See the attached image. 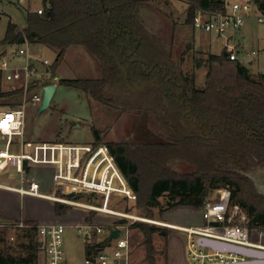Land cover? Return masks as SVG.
I'll return each instance as SVG.
<instances>
[{
    "label": "trees",
    "instance_id": "obj_1",
    "mask_svg": "<svg viewBox=\"0 0 264 264\" xmlns=\"http://www.w3.org/2000/svg\"><path fill=\"white\" fill-rule=\"evenodd\" d=\"M186 1V23L190 25L198 9L223 11L226 6L225 0ZM253 1L264 12V0ZM146 3L43 0L44 13L26 10L23 27L9 20L1 43L21 44L27 38L32 44L55 48L54 76L68 49L82 46L96 58L102 75L61 82L83 90L107 109L147 111L149 130L163 141L106 143L127 181L128 194L136 193L144 214L153 216L161 197L167 198L168 208H201L211 189L227 186L232 190L231 203H240L249 214L250 227L264 233V194L249 176L264 166V81L253 79L246 65L234 61L233 74L220 79L209 74L207 86L197 88L182 71L173 43H166L144 24L141 10ZM210 59L227 61L224 55L216 54ZM94 133L93 144H101L100 131L94 129ZM178 161L193 165L195 171L178 173L173 167ZM69 207L57 202L55 210L62 214ZM94 214L87 219L92 221ZM132 227L144 234L147 260L156 264L153 235L160 232L167 237L170 230L139 221ZM17 231L24 240L15 239ZM0 241L4 243L0 264H39L41 247L35 228L0 229ZM85 248L87 257L90 250L88 245ZM15 251L27 255L16 257Z\"/></svg>",
    "mask_w": 264,
    "mask_h": 264
},
{
    "label": "rangeland",
    "instance_id": "obj_2",
    "mask_svg": "<svg viewBox=\"0 0 264 264\" xmlns=\"http://www.w3.org/2000/svg\"><path fill=\"white\" fill-rule=\"evenodd\" d=\"M241 1L244 0H227L226 2L234 3ZM42 2L43 0L24 2H21V0H0V51L4 49L1 40L5 35L9 20H13L23 27L26 22L25 12L27 8L29 6L35 8L42 4ZM146 2L145 9L154 10L156 22H158L153 27V31L149 30L153 34L162 37L166 43H173L174 51L179 57L182 71L190 79L194 80V85L197 88L202 89L207 86L209 74L215 79H220L234 73V60L212 61L210 59L211 54L223 55L224 37L206 35L199 30L194 35V26L186 23L184 11L189 6L188 2L185 0H146ZM259 14V10H254L251 16L246 19L241 29L235 33L234 42L237 45L239 44L238 50L240 56L244 51L253 49L258 51L256 55L244 59V63L242 64L248 67L249 74L253 79L264 81V22L258 20ZM146 22L149 24L147 19ZM194 42L200 45L198 49L195 47ZM7 48L9 53L15 52L18 44L8 45ZM31 49L35 54H42L44 57L49 58L53 61L52 64H54L57 56L55 48L38 43L33 44ZM250 59L253 60L252 63H250ZM23 62V57L15 59V63ZM55 74V76L59 77V82L50 107L41 114L37 113V107L29 106L27 108L26 138L39 141H64L72 143L92 142L93 144L97 137L94 129H98L102 138L101 144L103 145L112 141L132 144L163 141L160 135L152 133L149 130V114L147 111L124 112L118 109H107L83 90L61 82V79L98 78L102 75V68L98 61L84 47L71 46ZM15 100L16 98L7 96L3 97L0 102L11 104L15 103ZM173 167L180 174H188L195 171L193 165L184 161L174 163ZM53 172L54 169L50 166H34L26 170L24 178L28 184L32 181L38 182L39 190L47 193H56L60 197L67 198L69 193L77 191L78 197L76 199L93 205L103 204L105 195L97 189L85 186L54 187L52 181ZM11 173L13 174L11 178L1 179V181L3 183L21 185L22 178L17 174L15 168H12ZM87 180L92 186L98 183L96 177L93 180ZM57 191L60 193H57ZM213 191L214 189H211L210 194ZM134 194L136 195L135 192ZM160 200L161 205L154 210L153 216H147L138 207L137 195L136 199L133 200L128 194H112L109 207L120 212L136 214L143 218L158 221L138 220L139 222L167 227L170 230L167 237H163L160 232H156L153 235V245L157 251L155 254L156 264H169L170 255L171 264H192L187 252L186 233L167 224L186 226L203 223V207L178 205L168 208L167 198L161 197ZM48 202V199L39 196H23V198L19 199L18 204L12 201L10 203H0V212L4 216L8 214H16L18 216L30 214L38 216L41 219L47 218L53 213L51 207L48 206ZM53 202L56 205L57 202ZM92 212H95L93 220L97 223L109 224L118 219L117 216L73 205H70L65 213L56 214L58 216H65V218L59 219L65 220L66 217H76L78 218L76 219L77 221L81 220V217L82 219L87 218ZM76 213H79V215ZM86 220L88 221V219ZM75 225L76 223L67 225L64 233L66 258L70 264H86L85 242L83 237L79 236ZM260 233L262 232H260L259 228H252L253 238L264 243V234L260 236ZM17 238L24 240L21 231L16 232L15 239ZM176 240L177 243L175 245ZM3 246L4 243L0 241V248ZM130 251L132 264H149L144 234L137 227H131ZM13 254L16 257L27 255V253L21 251H15ZM39 264H41L40 252Z\"/></svg>",
    "mask_w": 264,
    "mask_h": 264
},
{
    "label": "built area",
    "instance_id": "obj_3",
    "mask_svg": "<svg viewBox=\"0 0 264 264\" xmlns=\"http://www.w3.org/2000/svg\"><path fill=\"white\" fill-rule=\"evenodd\" d=\"M24 1L32 0H21V2ZM254 10H259L258 20L264 22V12L253 0L226 2L223 11L200 8L196 11L193 26L201 32L224 37L227 58L244 63V59L256 55L258 51L254 49L244 51L240 56L239 47L233 42V36L241 29ZM27 11L44 13L43 2L35 8L29 6ZM32 45L25 38L23 43L18 44L15 52L9 53L5 49L0 51V100L7 96L17 100H15V104L0 102V187L117 216L118 219L109 224L97 223L94 220L84 221L75 226L79 236L83 237L85 245H88L90 250V254L86 257V264H129L132 225L138 220L158 221L136 214L120 212L110 207L106 208L109 206L112 194L117 193L113 191L107 194L105 190L93 187L80 178L81 175H85L92 155L103 144L39 141L26 138L27 108L29 106L38 108L43 100L44 86L59 82V78L55 77L51 70L53 61L42 54H35L31 49ZM18 57H23L24 62L15 63V59ZM252 62L253 60L250 59V63ZM81 145L82 147H80ZM103 146L111 155L108 147ZM61 152H63V157ZM111 158L114 160L112 155ZM36 165L53 166L55 168L54 180L59 186H85L101 191L105 195L103 204L84 203L76 199L77 191L74 196L68 195L67 198H64L56 193H38L29 189L24 184L26 166ZM69 167L73 170L72 177L67 174ZM12 168H15L17 174L21 176V185L1 181L4 175H13ZM128 195L131 199H136L134 192L133 195ZM231 196L230 187L214 188L213 193L210 194L203 206V223L186 226L166 223L186 233L187 252L192 264H238L254 260L250 256L234 251H221L204 246L200 243L201 238L264 250V243L252 236L247 210L238 202L231 203ZM6 227L15 230L35 228L41 250L45 254L43 264H67L64 249L65 225L34 223L26 219L0 222V229ZM113 229L119 231L118 237H110ZM259 235L261 236L262 233ZM11 239H14V236H11ZM99 244H102V247H99Z\"/></svg>",
    "mask_w": 264,
    "mask_h": 264
},
{
    "label": "crops",
    "instance_id": "obj_4",
    "mask_svg": "<svg viewBox=\"0 0 264 264\" xmlns=\"http://www.w3.org/2000/svg\"><path fill=\"white\" fill-rule=\"evenodd\" d=\"M143 8L141 10L142 20H143L144 24L146 25V27L148 29L152 30V29H154L153 27H155L157 25V23H158V22H156V13L152 9H147V8L145 9V7H143ZM187 11H188V7L184 11V13L186 14L185 20L187 18ZM146 19L149 22V24H147ZM193 31H194L193 33L195 35L197 30L194 27H193ZM202 33L206 34V35H216V34H213V33H204V32H202ZM217 36H219V35H217ZM220 37H222V36H220ZM234 39H235V35L233 36V42H234ZM224 41H225V38H224ZM194 44H195V47L198 49L200 45H198L196 42H194ZM7 47L8 46H4V49L8 50ZM223 55L227 58L225 46H224ZM55 77H58V76H55ZM69 143H72V142H69ZM86 143H92V142H86ZM83 144H85V143H83ZM80 147H82V145ZM61 155L63 157V152H61ZM36 166H47V165H36ZM50 167L54 169V172H53V175H52V181L54 183V187H61L54 180L55 168L53 166H50ZM30 168H31V166H26V170H29ZM67 170H68L67 174L70 177H72V173H73L72 168L69 167V169H67ZM12 176L13 175H4L2 177V179H9ZM94 177H96V179L98 180V183L96 185H94L93 187H96V188L101 189V190H105L107 194H110L113 191L116 192L119 195L128 194V185H127L126 179L123 177V175L121 173V170L118 168V166L115 163V161L111 158V155L107 151H105V148H104L103 145H100L98 147L97 151L92 155L85 175L83 174V175L80 176V178L86 183H88L87 179L93 180ZM24 182H25L24 183L25 186L28 187L29 189L33 190V191H36L38 193L50 194V193H47V192L39 190L38 182H36V181H32L30 184H28L25 181V178H24ZM15 185H17V184H15ZM23 196H38V195L24 194V193H20L19 191H16V190L8 189V188H5V187H0V203H3V202L10 203V201H12L13 203H17L18 204L19 199L23 198ZM39 197H42V196H39ZM43 198H46V197H43ZM46 199L49 200V202H48L49 205L48 206L51 207V209L53 210V213H52V215L50 217L41 219L38 216L30 215V214H25V215L21 214V216H18L16 214L15 215L8 214L7 216H4V214L2 212H0V222H11V221L19 220V219H26V220L35 221V222L41 223V224L60 223V224L65 225V230H66V226L67 225H72L74 223L78 224V223H82L84 221H87L86 220L87 218H83L82 219L81 216H80L81 220H77V221H76V219H78V218H76V217H74V218L66 217L65 220L64 219H59V218H62V217L65 218V216H63V215L62 216H58L56 214L55 204L53 202L55 200L50 199V198H46ZM55 202H57V201H55ZM107 207L109 208V206H107ZM76 214L79 215V213H76ZM92 221H94V220H92ZM262 234H264V233H262ZM176 243H177V240L175 241V245H176ZM85 256H86V248H85ZM44 257H45V254H44L43 250H41L40 251L41 264H43V262H44ZM251 258L254 259V260L263 259L262 257H258V256H253ZM131 259H130V263L129 264H132V260ZM67 264H70L68 262V260H67ZM169 264H171V255H170Z\"/></svg>",
    "mask_w": 264,
    "mask_h": 264
},
{
    "label": "water",
    "instance_id": "obj_5",
    "mask_svg": "<svg viewBox=\"0 0 264 264\" xmlns=\"http://www.w3.org/2000/svg\"><path fill=\"white\" fill-rule=\"evenodd\" d=\"M58 83H50L44 86V93H43V100L42 103L38 107V114H41L43 111L48 109L51 105V102L54 98V95L57 90ZM261 173L263 176H255L249 174V176L253 179L255 182L258 191L262 194H264V168L261 170ZM75 191H72L69 193V196H74ZM119 231L117 229H113L111 232V238L118 237ZM200 243L204 246L212 247L214 249H218L221 251H234L239 254H244L250 257L258 256L262 257L263 259H260L258 261L250 260L246 262H241L238 264H264V250H257L253 248H248L244 246H239L235 244H230L223 241L213 240V239H207V238H201Z\"/></svg>",
    "mask_w": 264,
    "mask_h": 264
},
{
    "label": "flooded vegetation",
    "instance_id": "obj_6",
    "mask_svg": "<svg viewBox=\"0 0 264 264\" xmlns=\"http://www.w3.org/2000/svg\"><path fill=\"white\" fill-rule=\"evenodd\" d=\"M264 168V166H258L256 169H254V171L251 172V174L255 175V176H263V174L261 173V170Z\"/></svg>",
    "mask_w": 264,
    "mask_h": 264
},
{
    "label": "bare ground",
    "instance_id": "obj_7",
    "mask_svg": "<svg viewBox=\"0 0 264 264\" xmlns=\"http://www.w3.org/2000/svg\"><path fill=\"white\" fill-rule=\"evenodd\" d=\"M106 208H108V207H106ZM173 225V224H172Z\"/></svg>",
    "mask_w": 264,
    "mask_h": 264
}]
</instances>
